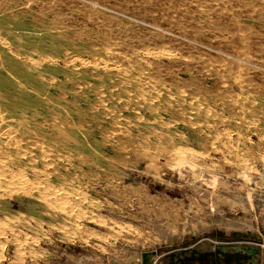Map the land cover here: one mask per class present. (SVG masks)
I'll use <instances>...</instances> for the list:
<instances>
[{
  "label": "rangeland",
  "instance_id": "obj_1",
  "mask_svg": "<svg viewBox=\"0 0 264 264\" xmlns=\"http://www.w3.org/2000/svg\"><path fill=\"white\" fill-rule=\"evenodd\" d=\"M104 1L0 0V264L264 240V0Z\"/></svg>",
  "mask_w": 264,
  "mask_h": 264
},
{
  "label": "water",
  "instance_id": "obj_2",
  "mask_svg": "<svg viewBox=\"0 0 264 264\" xmlns=\"http://www.w3.org/2000/svg\"><path fill=\"white\" fill-rule=\"evenodd\" d=\"M217 241L209 243L203 240L192 246L183 242L170 246L164 249L157 264H264V248L258 244H244L224 237ZM142 254L138 263L151 264V253L147 260L142 259Z\"/></svg>",
  "mask_w": 264,
  "mask_h": 264
},
{
  "label": "bare ground",
  "instance_id": "obj_3",
  "mask_svg": "<svg viewBox=\"0 0 264 264\" xmlns=\"http://www.w3.org/2000/svg\"><path fill=\"white\" fill-rule=\"evenodd\" d=\"M20 1V0H19ZM100 1V0H99ZM104 1V0H103ZM188 1V0H187ZM91 2V1H90ZM95 2L96 1H94V3L93 4H95ZM105 2V1H104ZM20 3V2H19ZM23 3V2H22ZM100 3V2H99ZM102 3V2H101ZM170 3V2H169ZM25 4V3H24ZM23 4V5H24ZM27 4V3H26ZM26 4H25V6H26ZM65 4V3H64ZM225 4V3H224ZM98 5V4H97ZM234 5V4H233ZM251 5V4H250ZM179 6H180V4H179ZM187 6V5H186ZM247 6V5H246ZM37 7V6H36ZM115 7V6H114ZM132 7V6H131ZM185 7V6H184ZM253 7V6H252ZM87 9V8H86ZM117 9H118V7H117ZM224 9V8H223ZM88 10V9H87ZM91 10V9H90ZM177 10V9H176ZM96 12V11H95ZM119 12V11H118ZM166 12V11H165ZM226 12V11H225ZM192 13V12H191ZM200 13V12H199ZM216 13H218V12H216ZM237 13V12H236ZM263 13V12H262ZM223 14V13H222ZM230 14V13H229ZM240 14V13H239ZM258 14V13H257ZM47 15H48V13H47ZM46 15V16H47ZM101 15V14H100ZM146 15V14H145ZM251 15V14H250ZM210 16V15H209ZM243 16V15H242ZM249 16V15H248ZM202 19V18H201ZM205 19V18H204ZM207 19V18H206ZM212 19V18H211ZM219 20V19H218ZM264 20V19H263ZM161 21V20H160ZM181 21V20H180ZM205 21V20H204ZM53 23V22H52ZM259 23V22H258ZM64 24V23H63ZM79 24V23H78ZM107 24H109L108 22H107ZM170 24V23H169ZM200 25V24H199ZM80 26V25H79ZM136 26V25H135ZM149 27V26H148ZM141 28V27H140ZM83 29V28H82ZM171 29V28H170ZM246 29V28H245ZM33 30V29H32ZM139 30H141V29H139ZM179 30V29H178ZM94 31V30H93ZM123 31V30H122ZM196 31V30H195ZM104 32V31H103ZM102 32V33H103ZM108 32V31H107ZM178 32V31H177ZM238 32V31H237ZM22 33V32H21ZM147 33V32H146ZM212 33V32H211ZM23 34V33H22ZM99 35V34H98ZM97 35V36H98ZM44 36V35H43ZM225 36V35H224ZM159 37V36H158ZM223 37V36H222ZM25 38V37H24ZM100 38V37H99ZM37 39H38V37H37ZM106 39H108V38H106ZM222 39V38H221ZM103 40H104V38H103ZM168 40V39H167ZM220 40V39H219ZM97 41V40H96ZM99 41V40H98ZM81 42V41H80ZM91 42H92V40H91ZM90 42V43H91ZM94 42V41H93ZM92 42V43H93ZM241 42V41H240ZM245 41H243V44H245L244 43ZM91 43V44H92ZM99 43H101V42H99ZM105 43V42H104ZM108 44V43H107ZM153 44V43H152ZM226 44V43H225ZM88 46V45H87ZM188 46V45H187ZM200 46V45H199ZM242 46V45H241ZM89 47V46H88ZM180 48H182V47H180ZM129 49V48H128ZM242 49V48H241ZM245 49V48H244ZM73 50V49H72ZM78 51V50H77ZM112 51V50H111ZM116 51V50H115ZM114 51V52H115ZM118 51V50H117ZM132 51V50H131ZM138 51V50H137ZM48 52V51H47ZM83 52V51H82ZM81 52V53H82ZM113 52V51H112ZM134 52V51H133ZM136 52V51H135ZM192 52V51H191ZM199 52V51H198ZM242 52V51H241ZM244 52V51H243ZM131 53V52H130ZM144 53V52H143ZM143 53H142V55H143ZM147 53V52H146ZM238 53V52H237ZM88 54V53H87ZM91 54V53H90ZM107 54V53H106ZM111 54V53H110ZM116 54V53H115ZM128 54V53H127ZM132 54V53H131ZM137 55H138V53H136ZM151 54V53H150ZM198 54V53H197ZM227 54V53H226ZM125 55V54H124ZM134 55H135V53H134ZM140 55V54H139ZM141 55V56H142ZM149 55V54H148ZM190 55V54H189ZM198 55H200V54H198ZM206 55V54H205ZM224 55H225V53H224ZM251 55V54H250ZM90 57L92 56V55H89ZM118 56H119V54H118ZM191 56V55H190ZM27 57V56H26ZM104 57V56H103ZM120 57V56H119ZM121 57H123V56H121ZM147 57V56H146ZM152 57V56H151ZM162 57V56H161ZM215 57V56H214ZM28 58V57H27ZM95 58V57H94ZM96 58H99L98 56H96ZM125 59H126V57H124ZM128 58V57H127ZM133 58V57H132ZM135 58V57H134ZM144 58V57H143ZM178 58V57H177ZM208 58V57H207ZM254 58V57H253ZM29 59V58H28ZM32 59V58H31ZM90 59H92V58H90ZM105 59V58H104ZM114 59H115V57H114ZM129 59V58H128ZM138 59V58H137ZM206 59V58H205ZM38 60V59H37ZM36 60V61H37ZM42 60V59H41ZM70 60V59H69ZM73 60V59H72ZM71 60V61H72ZM85 60V59H84ZM121 60V59H120ZM63 61V60H62ZM79 61V60H78ZM107 61V60H106ZM115 61H116V59H115ZM118 61V60H117ZM122 61V60H121ZM130 61V60H129ZM153 61V60H152ZM238 61V60H237ZM86 62V61H85ZM84 62V63H85ZM87 62H90V60L89 61H87ZM126 62V61H125ZM124 62V63H125ZM239 62V61H238ZM83 63V64H84ZM92 63V62H91ZM94 64H95V62H93ZM93 63H92V65H93ZM117 63V62H116ZM115 63V64H116ZM237 63V62H236ZM257 63V62H256ZM68 64H71V63H68ZM73 64H75V63H73ZM79 64V63H78ZM103 64V63H102ZM111 64V63H110ZM109 64V65H110ZM119 64V63H118ZM157 64V63H156ZM171 64V63H170ZM232 64V63H231ZM230 64V65H231ZM108 65V64H107ZM125 65V64H124ZM225 65V64H224ZM229 65V64H228ZM111 66H114V65H111ZM166 66V65H165ZM120 67H122V64H121V66ZM207 67V66H206ZM71 68V67H70ZM187 68V67H186ZM229 68V67H228ZM249 69V68H248ZM138 70V69H137ZM173 70V69H172ZM221 70V69H220ZM135 71V70H134ZM171 71V70H170ZM226 71V70H225ZM233 71V70H232ZM137 72V71H136ZM139 72V71H138ZM171 72H173V71H171ZM189 72V71H188ZM214 72V71H213ZM230 72V71H229ZM237 72V71H236ZM255 72V71H254ZM104 73V72H103ZM124 72H122V74H123ZM140 73V72H139ZM227 73V72H226ZM127 74V73H126ZM143 74V73H142ZM159 74V73H158ZM222 74V73H221ZM237 74V73H236ZM238 74H239V76H240V73H239V71H238ZM35 75V74H34ZM98 75V74H97ZM149 75V74H148ZM216 75V74H215ZM226 75V74H225ZM234 75V74H233ZM233 75H231V76H233ZM38 76H40V74L38 75ZM95 76V75H94ZM135 76V75H134ZM137 76V75H136ZM159 76V75H158ZM180 76V75H179ZM96 77V76H95ZM116 77V76H115ZM237 77V76H236ZM235 77V78H236ZM68 78V77H67ZM119 78V77H118ZM70 80V79H69ZM162 80V79H161ZM160 80V81H161ZM167 80H168V78H167ZM221 80V79H220ZM223 80H224V78H223ZM236 81V80H235ZM205 82V81H204ZM219 82V81H218ZM189 83V82H188ZM229 83V82H228ZM228 83H227V85H228ZM236 83V82H235ZM198 84V83H197ZM222 84H225V82L223 83L222 82ZM230 84V83H229ZM243 84V83H242ZM241 84V85H242ZM204 85V84H203ZM207 85V84H206ZM221 85V84H220ZM234 85V84H233ZM191 86V85H190ZM251 86V85H250ZM224 87H227V86H225L224 85ZM232 87V86H231ZM252 87V86H251ZM197 88H198V86H197ZM203 88V87H202ZM233 88V87H232ZM237 88H238V85H237ZM253 88V87H252ZM156 89V88H155ZM225 89V88H224ZM234 89V88H233ZM255 89V88H254ZM228 90V89H227ZM253 90V89H252ZM261 90V89H260ZM230 91V90H229ZM240 92V91H239ZM258 92V91H257ZM222 93V92H221ZM226 93V92H225ZM241 93V92H240ZM263 93V92H262ZM137 94V93H136ZM135 94V95H136ZM235 94H237V93H235ZM229 95V94H228ZM231 95V94H230ZM229 95V96H230ZM238 95V94H237ZM139 96H140V94H139ZM239 96V98L237 99V100H235L236 98V96L234 97L235 99L233 100V101H229L227 104H230V105H238V106H240V109L238 110L239 112H240V115L241 116H238V115H233L232 114V118H234V119H237V120H245L246 118H248V119H256L257 121L259 120V119H263L264 120V108H259V107H257V102H258V99L256 98V97H254V96H251V95H248V94H244V93H241L240 95H238ZM142 97V96H141ZM197 97V96H196ZM263 97H264V95H263ZM153 98V97H152ZM195 98V97H194ZM204 99V98H203ZM202 99V100H203ZM223 99V98H222ZM222 99H221V101H222ZM177 100V99H176ZM206 100V99H205ZM219 100V99H218ZM217 100V101H218ZM230 100V99H229ZM232 100V99H231ZM204 101V100H203ZM216 100H214V102H215ZM220 101V100H219ZM177 102V101H176ZM175 102V103H176ZM181 102H184V101H181ZM195 102V101H194ZM223 102V101H222ZM211 103V102H210ZM191 104L192 103H188V105L191 107ZM215 104H218V102L217 103H215ZM214 104V105H215ZM181 105V104H180ZM225 105V104H224ZM254 105H255V107H254ZM262 105H264V103L262 104ZM100 106V105H99ZM228 106V105H227ZM171 107V106H170ZM189 107V108H190ZM223 107V106H222ZM196 108H200V107H196ZM197 111H199V110H197ZM195 112V113H198V112ZM111 112V111H110ZM206 112V111H205ZM207 113V112H206ZM235 113V112H234ZM182 114H184V113H182ZM200 114V113H199ZM204 114V113H203ZM226 114V113H225ZM231 114V113H230ZM1 115V114H0ZM198 114H196V116H197ZM215 115H216V112H215ZM200 116V115H199ZM213 116V115H212ZM220 116V115H219ZM195 117V116H194ZM206 117V116H205ZM205 117H204V119H205ZM208 117H210V116H208ZM3 118V117H2ZM1 117H0V122H2V121H4L3 119H2ZM51 118H53V117H51ZM55 119H56V117H54ZM182 118V117H181ZM202 118V117H201ZM219 118V117H218ZM222 118V117H221ZM220 118V119H221ZM226 118V117H225ZM224 117H223V119H225ZM46 119V118H45ZM55 119H53V120H55ZM59 119V118H58ZM52 120V119H51ZM60 120V119H59ZM58 120V121H59ZM64 120V119H63ZM47 121V120H46ZM46 121H44V122H46ZM66 121V120H65ZM4 122H6V121H4ZM52 122V121H51ZM56 122V121H55ZM54 122V123H55ZM8 123V122H7ZM59 124V123H58ZM67 124H68V122H67ZM58 126V125H57ZM61 126H63V125H61ZM59 127V126H58ZM52 128H54V127H52ZM64 127H62L61 128V130L63 129ZM9 129H7V131H8ZM29 130V129H28ZM10 131H11V129H10ZM63 131H64V129H63ZM204 131V130H203ZM248 132H251V133H253L254 134V136L257 138V140H255V141H253V142H256L257 144H262L263 142H264V127H262V126H252V127H250L249 128V131ZM219 137V136H218ZM232 143V142H231ZM237 143V142H236ZM264 145V144H263ZM237 146V145H236ZM248 146V145H247ZM254 146V145H253ZM124 147V146H123ZM250 148H252V147H250ZM237 149V148H236ZM254 149V148H253ZM247 151V150H246ZM79 155V154H78ZM149 158V157H148ZM6 170V169H5ZM78 172V171H77ZM98 174V173H97ZM20 176V175H19ZM25 176V175H24ZM24 176H22L23 178H24ZM28 176V175H27ZM31 176H32V173H31ZM84 176V175H83ZM14 178V177H13ZM18 179H19V177H17ZM34 178V177H33ZM17 179V180H18ZM30 179V178H29ZM83 179V178H82ZM22 180H24V179H22ZM26 180V179H25ZM28 180V179H27ZM34 180V179H33ZM20 181H21V179H20ZM17 182V181H16ZM15 182V183H16ZM28 182V181H27ZM26 181L24 182H17V184L19 183V186H21V188L22 189H24L25 187H28L29 185H28V183H27ZM13 185H14V183H13ZM13 185L11 186V189L13 190ZM57 187V186H56ZM1 188V187H0ZM15 188V187H14ZM51 188V187H50ZM17 192H20L19 191V189L18 190H16ZM24 191V190H23ZM26 191V190H25ZM43 191V190H42ZM55 191V190H54ZM16 192V193H17ZM15 193V194H16ZM22 193V192H21ZM25 194H26V192H24ZM59 193V192H58ZM9 194H11V193H9ZM23 194V193H22ZM43 194V193H42ZM10 196V195H9ZM0 197H3V196H0ZM10 197H12V196H10ZM72 197V196H71ZM60 198V197H59ZM39 199V198H38ZM61 199V198H60ZM64 199H67V198H64ZM62 200H63V197H62ZM46 202V201H45ZM66 202V201H65ZM70 202V201H69ZM71 203V202H70ZM67 204V203H66ZM74 208V207H73ZM96 221V220H95ZM97 221H98V219H97ZM102 221V220H101ZM104 221V220H103ZM106 221V220H105ZM102 223V222H101ZM103 224H105V223H103ZM2 225H4L3 223H2ZM6 225V224H5ZM50 225V224H49ZM76 225V224H75ZM10 229H12V228H10ZM11 232H12V230H10ZM10 235V234H9ZM5 236V235H4ZM26 237V236H25ZM33 237V236H32ZM6 238V237H5ZM19 243V242H18ZM3 244V243H2ZM1 244V245H2ZM17 245V244H16ZM17 247V246H16ZM16 251V250H15ZM20 253V252H19ZM31 253V252H30ZM16 254V253H15ZM14 254V255H15ZM16 256V255H15ZM21 256L22 255H20V257L19 258H21ZM150 257V254L149 253H143L142 254V259L143 260H147L148 258ZM132 258H134V259H136L137 261L138 260H140L139 258H138V256H135V255H132ZM18 260H20V259H18ZM14 261H17V260H14ZM14 263H16V262H14ZM70 264H77V263H70Z\"/></svg>",
  "mask_w": 264,
  "mask_h": 264
},
{
  "label": "crops",
  "instance_id": "obj_4",
  "mask_svg": "<svg viewBox=\"0 0 264 264\" xmlns=\"http://www.w3.org/2000/svg\"><path fill=\"white\" fill-rule=\"evenodd\" d=\"M207 236H208L207 238L206 237H202L200 239H198L196 237L193 238L192 239V242H191L192 244H190L189 246L195 245V242H202L203 240L206 241V242H209V243H216V242H218L217 240L219 238H223V236H221V234H219V235H207ZM224 238H230V237H224ZM231 238L232 239H235V242H241V243H244V244H250V243L258 244L262 248H264V246H263L264 240L258 239V240H255L254 242H248V241H246L247 239H243V238H240V237L232 236ZM150 245L151 246H144V247L142 245H141V247L135 246L133 244L132 245H129L128 248L125 250V252H123V254L121 256H120V254L117 255L119 258H123L120 261L117 260V262L119 261L118 262L119 264H129V262H126L125 261V258H127L126 256H129L130 255V252L133 253V255L139 254L138 255L139 256L138 257L139 259L141 258V254L143 252H149V253H151V257L149 259V263H151V264H157L158 263L157 260H158L159 256L161 254H163L164 249L165 248H168V246L167 245H164V248H163V247L159 246V244L156 243L155 240H152V242L150 243ZM109 257H112V256L109 255ZM138 261L136 263H138Z\"/></svg>",
  "mask_w": 264,
  "mask_h": 264
},
{
  "label": "built area",
  "instance_id": "obj_5",
  "mask_svg": "<svg viewBox=\"0 0 264 264\" xmlns=\"http://www.w3.org/2000/svg\"><path fill=\"white\" fill-rule=\"evenodd\" d=\"M129 264H140V263H136V262H129Z\"/></svg>",
  "mask_w": 264,
  "mask_h": 264
}]
</instances>
